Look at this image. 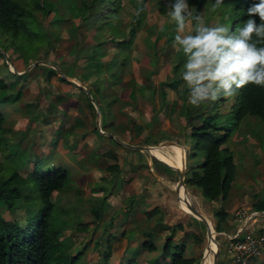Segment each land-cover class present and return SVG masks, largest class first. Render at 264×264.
Wrapping results in <instances>:
<instances>
[{
  "label": "rangeland",
  "instance_id": "rangeland-1",
  "mask_svg": "<svg viewBox=\"0 0 264 264\" xmlns=\"http://www.w3.org/2000/svg\"><path fill=\"white\" fill-rule=\"evenodd\" d=\"M139 1L119 0L115 15L97 20L96 17H100L108 10L107 6L97 9V12L88 11L85 17H82L79 13L80 0H46L49 4L47 15L38 10L34 11L37 21L44 29L32 26V33L28 35L20 28L15 38L0 32V80L7 85L5 90L0 91L5 99L2 102L3 99L0 98V102L3 103L0 104V109L6 116L5 125L12 127L19 115L23 117L25 106H21V111L18 112L19 107L14 103L19 102L21 90L29 86L30 93L37 90L46 91L45 99L57 103L55 106L46 101L50 107L49 114L60 126H67L76 118L86 119V123L91 126L87 135L89 136L87 147H78L77 157L65 158L66 161L74 163L81 161L83 167H79L80 173L72 176V180L70 179L72 185L66 186L54 195L57 205L56 225L63 242L69 244L68 251L73 255L80 254L77 264H103L104 253H108L107 264H151L150 261L159 260L160 248L168 231L172 233L169 235L173 241L183 243L185 246L187 244L189 251L200 258V261L207 245L204 224L190 213H186L188 210L179 202V199L182 201L183 191L179 190L178 196L174 191L177 173L158 163H154L153 166V158L150 156L162 157L173 165L181 154L180 150H183L184 171L189 165L195 166L202 161V155L199 153H196L193 159L187 158L192 141L188 135L189 127L183 124V117L186 116L184 108L188 103V90L182 87L184 81L181 78L185 58L182 52L176 51L172 46L176 25L169 23L166 15L169 0L148 1L140 25L134 26L135 35L129 48L114 46L111 41L123 38L122 33L127 31L131 24L132 15ZM241 1L243 0H224V4L216 12H212V0H207L199 14L209 26L223 24L229 27L232 6ZM190 8L193 10L192 6ZM6 57L11 63L9 66L5 61ZM34 61L54 64L63 74L74 76L83 86L91 88L97 86L103 97L100 99L101 103L106 104L109 112L114 107L109 117L112 126L107 129L117 130L119 134L117 136L125 143L157 147L168 141L181 149L178 152L172 145L165 146L158 150L160 153L158 155L156 151L133 150L116 144L109 138H97L92 131L96 123L95 108L88 105L89 101L84 94L58 82L57 72L47 76L50 67L39 64L27 70L26 80L21 83V77L17 78V75L10 71L13 66L16 71H24ZM93 66H100L102 71L93 74L95 69ZM173 79L177 80V86L175 90H170L166 83ZM15 82L17 88L15 87L14 94L11 95L13 92H9L8 85L11 86ZM163 91L164 98L161 96ZM58 96L60 102H57ZM231 100L225 98L221 103L218 123L223 122ZM7 101L11 103H6ZM40 102L41 105L45 104L43 99H40ZM188 107L192 106L188 104ZM198 110L205 112L203 106ZM100 123L106 127V121L104 123L101 118ZM101 124L99 127L103 131L102 128L105 127ZM10 139L11 143L19 142L16 134ZM26 139L25 135L21 138L23 149L26 146ZM68 140L71 141L70 137ZM33 141L34 144L29 142L33 149L38 146L44 150L47 147L45 142L39 144L38 136L32 137L31 142ZM262 141L264 119L259 120L248 115L242 118L226 141L225 145L233 151L236 161L234 179L227 200L223 203L231 214L230 219L222 224V230L227 233L239 225L235 220L236 212L248 213L255 208V203L264 199ZM63 142V139H60L53 147L55 154L50 161L53 162V166L66 155ZM151 143L157 144L149 145ZM99 146L103 150H97ZM8 147L2 151V155L0 154V160L3 164L16 165L11 157L17 154L16 150ZM93 150H96L95 154L93 153L95 156L91 155ZM107 150L114 152L115 157L105 155L104 152ZM243 151L247 162L240 155L244 153ZM18 154L20 157L23 156ZM168 154L172 160L166 156ZM110 164H117L118 171L115 173L108 171L106 167ZM18 171L24 175V171H20L19 168ZM158 174L164 175L163 178L161 179ZM98 186L101 191L94 192L93 189ZM185 188L186 201L183 199L186 205L195 207L200 214L207 216L214 231L216 221L210 210L222 206L221 202L204 204L199 192L189 186ZM97 195L105 197L101 205L100 220L96 225L79 231L77 229L79 215L82 212L90 213V208L98 204L95 198ZM235 201L238 204L231 205V202ZM153 205H156V211L147 216L146 211L151 210ZM34 212L35 208L23 207L21 201H17L12 211L3 210V216L21 220L25 215L30 216ZM256 218L260 219L262 216ZM178 223L182 226L181 230L162 229V224ZM146 240L154 241L157 247L155 255L143 249L142 243ZM214 240L222 256L226 239L221 232L214 231ZM162 260L160 258L161 262ZM167 262L168 259L162 264Z\"/></svg>",
  "mask_w": 264,
  "mask_h": 264
},
{
  "label": "trees",
  "instance_id": "trees-1",
  "mask_svg": "<svg viewBox=\"0 0 264 264\" xmlns=\"http://www.w3.org/2000/svg\"><path fill=\"white\" fill-rule=\"evenodd\" d=\"M119 0H80L79 13L85 17L88 11L97 12V9L107 6L108 10L101 17L115 15L118 11ZM149 0H140L135 12L132 15V22L123 34V38L113 42L114 46L129 48L135 35L134 26H139L141 19L146 12ZM207 0H189V5L193 7L195 13H199ZM253 0H243L236 2L232 6L230 20V29L242 26L248 19L247 10ZM30 4H32L30 6ZM38 10L47 15L49 4L46 0H0V32L15 38L20 28L23 32L30 35L32 26H40L34 11ZM137 13H139L137 15ZM259 23L258 17L255 18ZM42 27V26H40ZM43 28V27H42ZM44 29V28H43ZM47 39H45L46 41ZM107 42V41H106ZM42 45V44H41ZM94 55V53H93ZM89 55V56H93ZM184 57V55H183ZM93 74L102 71L100 66H93ZM177 65L174 66L176 68ZM55 74L52 68H48V74ZM25 79L26 74L21 76ZM58 80L66 85L83 93L81 89L66 82L61 77ZM163 85V84H162ZM164 86V85H163ZM170 90H175L177 80L173 79L166 83ZM7 86L0 80V91L5 90ZM21 90V88H20ZM20 92V91H19ZM22 92V90H21ZM93 100L97 103L101 112V107L90 93ZM164 98V91L161 93ZM7 98V96H5ZM0 98L5 101L0 94ZM231 104L225 114L222 123H218L217 117L220 115L219 109L225 98L215 102H207L200 107L205 108L201 112L197 107L184 108L183 124L189 127V137L192 141L191 151L187 154L188 159L196 157V153L202 155V161L195 166L189 165L184 173V184L194 188L200 193L204 204L214 201L221 202L222 206L213 207L211 215L216 221L213 229L215 232L222 231V224L226 222L229 215L223 204L226 202L231 183L235 175V166L231 150L225 145L231 131L236 128L242 118L246 115L255 117L259 120L264 119V86L247 85L238 90L237 94L231 98ZM1 101V100H0ZM89 103V102H88ZM91 106V104L89 103ZM195 110L196 112H194ZM188 118V119H187ZM4 116L0 112V154L7 150L9 144L3 134ZM104 127V125H103ZM107 131L106 127L102 128ZM97 137H106L93 128ZM114 143H116L112 138ZM118 144V143H116ZM149 144V145H155ZM264 145V141H262ZM17 154H10L21 162V157ZM113 156V153H109ZM18 164V165H17ZM3 164L0 160V264H77L79 253L73 255L69 250V244L63 242L59 228L56 225L55 214L57 205L54 200L56 192L63 190L67 186L68 175L62 168H55L51 171H42L39 164L33 163L30 169L24 175L19 173L18 166ZM16 166V167H15ZM166 169V166L163 165ZM108 171L117 172L118 167L112 164L106 167ZM170 170V169H168ZM94 192H100L101 188L96 187ZM98 204L90 208V213L82 212L79 215L77 229L84 231L90 226H94L100 220L102 214L101 205L104 202V196H95ZM100 198V200H98ZM17 201H21L23 207H33V215H25L21 220L5 218L3 210L12 211ZM252 211H264V200L258 201ZM181 224L172 225L170 228L174 231L176 228L181 230ZM148 234V233H147ZM149 235V234H148ZM143 247L148 251H155L157 248L151 241H144ZM221 250H219L220 255ZM79 254V255H78ZM108 253L103 254L104 263L107 264ZM160 258L163 259L162 262ZM168 259L167 264H200V258L187 257L184 255V245L173 241L172 236H166L159 252V260H154L151 264H162ZM220 257L217 264H219Z\"/></svg>",
  "mask_w": 264,
  "mask_h": 264
},
{
  "label": "clouds",
  "instance_id": "clouds-1",
  "mask_svg": "<svg viewBox=\"0 0 264 264\" xmlns=\"http://www.w3.org/2000/svg\"><path fill=\"white\" fill-rule=\"evenodd\" d=\"M223 4L212 0L211 11ZM167 6L168 22L176 25L172 46L185 58L181 78L190 106L232 98L249 84L264 86V0H253L248 19L234 30L206 24L189 0H169Z\"/></svg>",
  "mask_w": 264,
  "mask_h": 264
},
{
  "label": "crops",
  "instance_id": "crops-1",
  "mask_svg": "<svg viewBox=\"0 0 264 264\" xmlns=\"http://www.w3.org/2000/svg\"><path fill=\"white\" fill-rule=\"evenodd\" d=\"M26 72L23 73V74H26V76H27V73ZM23 74H21V75H23ZM21 75H19V76H21ZM64 75L67 78H70V79L75 80L74 76H68L65 73H64ZM57 77H59V75H57ZM25 80H26V77H25V79L21 80V83L25 82ZM57 80H58V78H57ZM75 81L78 83L79 80H75ZM58 82H60V81L58 80ZM66 82H68V81H66ZM60 83L63 84V85H65V86H68L65 83H62V82H60ZM68 83H70V82H68ZM70 84H72V83H70ZM72 85H74V84H72ZM11 86L8 85L9 92L15 91V89L17 88L16 82L13 83V84H11ZM74 86L77 87L76 85H74ZM28 87L29 86H26L25 89L21 92V96L19 98V102L14 103L12 101V103L16 104L19 107L18 112H19V110L21 111V106H25V109L23 110V113H24L23 117H21V115H19V117L15 120L14 125H12V127L9 126V125H5L6 124V116L4 115V113L0 109V112L4 116V122H3V125H2V128H3L2 130H3L4 137L7 139V142L9 144V146L13 150L18 151V152H20V154L23 155V156H21V162H19L15 157L12 158L13 163H15V164L21 163V166H18V167H19V170L20 171H24V174H25V172H27L30 169V167L32 166L33 163L39 164V168L42 171H51V170H53L55 168H62V169H64L66 171V173L68 175V179H67V186H68V185H70L72 183L71 182L72 176H74V174H76V173H80L79 167H83V163L81 161H78L77 163L70 162L69 160L66 161L65 158H71V157L76 156V154H77L76 150H77L78 147H80V146L81 147H87V145H88V137H89L87 135H88V132L91 129V126L89 127V124L86 123L87 122L86 119H83V118H82V120L76 118V119H74V121H71L69 125H67V126L62 125V126H60V124L57 123V120H54L51 117L52 115L49 114L50 107L48 106L49 105L48 103H50L52 105L54 104L55 106L57 105V103L56 102H48V100L45 99V92L46 91L45 92H42L43 90L40 89L41 92L39 90H37L35 93H30V90H29ZM68 87H70V86H68ZM84 87L89 91V93H92L93 94L94 98L96 99V101L98 102L99 106L101 107V112H99V126L101 124L100 123V118H101V119H103L104 123L106 121L105 124H106V130H107V131H103V132H109V133H111V134H113L115 136L119 135L118 132H117V130L107 129V128H110V126H112V121H110L109 117L112 115V111H113L114 107L111 108V112H109L108 111V107L106 106V104L101 103L100 99L103 98V97L100 95V91H99V89H98L97 86H94L93 88H91V86H89V87L88 86H84ZM20 88H21V84H20ZM70 88L72 89V87H70ZM77 88H79V87H77ZM95 93H98V94L96 95ZM13 94H14V92L11 93V95H13ZM84 95H85V93H84ZM56 98H57V102H60L59 101V96L56 97ZM91 98H92V96H91ZM40 99H43L45 101V104L44 105H41L40 104L41 103L40 102ZM86 100L89 101V99L87 97H86ZM92 100H93V98H92ZM34 101H36V102H34ZM2 102H4V101H2ZM2 102H0V104H3ZM6 103H11V102H8L7 101ZM88 105H89V103H88ZM91 105H92V103H91ZM96 105H97V103H96ZM97 107H98V105H97ZM30 115H33V117H31ZM95 115H96V111H95ZM84 122H85V125L86 126H84ZM95 122H96V116H95ZM101 125L103 126V124H101ZM78 126H81V127H78ZM93 128H96L97 129L96 123L94 124V127ZM93 128H92V131H93ZM15 134H16V137L18 138V141L19 142L11 143L10 137L11 136H15ZM100 134H102V133H100ZM8 135H11V136L8 137ZM24 135L27 137V139L25 141L26 142V146L23 149V148H21V138ZM94 135L96 136L95 133H94ZM102 135H104L106 137H109V136H107L105 134H102ZM34 136H35V138H37V136H38V138L40 139V141H39V144L40 145H41V142H45L47 144V147L44 150L43 149H40L38 146H37L36 149L35 148L33 149V147H31V145L29 144V142L34 144V141L31 142L32 141V137H34ZM46 136H49V137L47 138ZM69 137L71 139L70 142L68 140ZM106 137H102V138L97 137V138L103 139V138H106ZM110 138H112V137H110ZM60 139H63V141H64L63 142V144L65 146L64 154H66V155H65L64 159H60L59 161H57L55 163L56 166H53V164H52L53 162L50 163V161L53 160L52 158H53V156L55 154L53 147H54V145L58 141H60ZM100 146L97 148V150H99V149L103 150ZM95 151L96 150H93L92 153H91V155L93 153L95 154ZM110 152L111 151L107 150V151L104 152V154L105 155H108L109 157H112V156L109 155ZM111 153H114V152H111ZM182 153H183L182 154V156H183L182 159H183V162H184V152H182ZM231 153H232V157H233V164L235 166V162L236 161H235V157L233 155V151H231ZM94 154H93V156H95ZM6 155H9V154H6ZM240 155L245 160V162H247L246 161V158H245V156H246L245 155V152L242 153V154H240ZM180 156L177 157L176 161L173 163V165L176 166V167H178V168L180 167V164H181V158H180ZM155 157H157V156H155ZM78 158H80V157H78ZM86 158H87V156H86ZM157 158H159V159L165 161L166 163L170 164L169 161H166L162 157H157ZM152 160H153L152 161L153 166H155L154 163H158V164H160L163 167L164 164L160 163L157 160H154V158ZM66 162H68V163H66ZM110 165H112V164H110ZM170 171H173V170L170 169ZM157 173H158V171H157ZM21 174H23V173H21ZM158 175L160 176L161 179L164 176L162 174L161 175L158 174ZM69 180H70V182H69ZM244 185H246V184L244 183ZM179 190L180 189L177 190V196L179 195ZM185 194H186V191L183 189V198L186 201V197H184ZM259 201H261V200H259ZM237 204H238L237 201L231 202V205L236 206ZM183 207L185 209L190 208L189 206L186 205V203L183 204ZM253 209H255V208H253ZM155 211H156V205H153V207L151 208V210L146 211V214H147V216H149V215L151 216V214L154 213ZM226 211H227V213L229 215V218L228 219H230L231 214H230V212L228 210H226ZM258 212H260V215L262 216V218H260V219L255 218L254 223H251L250 222L249 225L251 226V228H253L255 230V232H257V233L263 232L264 233V211H258ZM204 217L206 218V220H207V222L209 224V229L212 228L211 227L210 220L207 218V216H204ZM235 225H236V223H235ZM171 226L172 225H163L162 224V229H165V230L167 229L168 230V228H170ZM234 228H235V226L232 228V230H231L230 233H227L226 231H223V230L221 231V234H222V236H224V239H226V236H230V235L233 234V232L235 230ZM167 234L168 235H166V236H169V234L172 235V233H169V231L167 232ZM125 237H126V234H125ZM125 237H124V240H125ZM209 239L210 238L207 239L206 248L208 247ZM152 240H151V243L155 245L154 241H152ZM213 240H214V236H213V239L211 241V246L210 247H212L211 249L214 250V252H215V246L213 244ZM225 244H226V242H225ZM142 245H143V243H142ZM187 246H188L187 244H186V246L184 245V255L187 256V257L197 258L195 254H192V251H189V249H188ZM143 249L145 250L144 247H143ZM155 251H149V252H151L152 255H155V253H156ZM219 257H220L219 264H227L228 259H227V256H226L225 248L223 250V255L222 256L219 255ZM150 263H151V261H150ZM213 263H214V254H213V252L211 250H208V253L205 254V256H204L203 264H213ZM251 264H264V252L262 253V255L259 258H256V259L252 260V263Z\"/></svg>",
  "mask_w": 264,
  "mask_h": 264
},
{
  "label": "built area",
  "instance_id": "built-area-1",
  "mask_svg": "<svg viewBox=\"0 0 264 264\" xmlns=\"http://www.w3.org/2000/svg\"><path fill=\"white\" fill-rule=\"evenodd\" d=\"M258 211L236 212V226L230 236H226L225 252L227 264H250L264 252V233H257L249 223H254Z\"/></svg>",
  "mask_w": 264,
  "mask_h": 264
},
{
  "label": "water",
  "instance_id": "water-1",
  "mask_svg": "<svg viewBox=\"0 0 264 264\" xmlns=\"http://www.w3.org/2000/svg\"><path fill=\"white\" fill-rule=\"evenodd\" d=\"M5 61H6L8 66L11 65V63L9 62V59L7 57L5 58ZM39 64H45V65L49 66L50 68L54 69L58 73L59 77H61L62 79H65L66 81L76 85L77 87H79L85 93L86 97L89 99V101L92 103V105L95 108V111H96V127H97V130H98L99 133H102V134H105V135H107L109 137H112L118 144H120V145H122V146H124L126 148H130V149H134V150H140V151H146V152L150 151V148L153 147V146L131 145V144L123 142L117 136H115V135H113V134H111L109 132L101 131L100 128H99V112L100 111H99V108L97 107L96 103L92 100L89 91L84 86H82L79 83H77L75 80L67 78L60 71V69L57 66H55L54 64L46 62V61H34L31 64H29L24 69V71H21V72L16 71L15 67L13 65H12L13 67H12V69L10 71L13 72L15 75H21V74L25 73L27 70H29L30 68H32V67H34L36 65H39ZM165 143H169V142L166 141ZM150 156L152 158H154L155 160L159 161L160 163L164 164L169 169H171V170H173V171H175L177 173V183H176V188H175V192L176 193H177V190L180 189V188H183L184 190L186 189L185 185H184V173H185L184 169H185V166H183V168H178V167H176L174 165H170V164L166 163L165 161H163L161 159H158L155 156H152V155H150ZM186 213H190L192 216H194L195 218H197L198 220H200L204 224L205 229H206V237H207V239L212 237L211 231L209 229V224H208L206 218L202 214H200L195 207L190 206L189 211H187ZM213 244L215 246L214 264H217L218 258H219V246H218V244H217V242L215 240H213ZM206 250H207V248H205L203 253H202L200 264H202V259H203V256L206 254Z\"/></svg>",
  "mask_w": 264,
  "mask_h": 264
},
{
  "label": "bare ground",
  "instance_id": "bare-ground-1",
  "mask_svg": "<svg viewBox=\"0 0 264 264\" xmlns=\"http://www.w3.org/2000/svg\"><path fill=\"white\" fill-rule=\"evenodd\" d=\"M170 145H172V146H174V147H176L178 150H180V148L179 147H177L174 143H164V144H160V145H158L157 147H151L150 148V151H148V152H155L156 151V153H158V155H160V153H159V149H161V148H163V147H165V146H170ZM182 151L183 150H181L180 151V153L182 154ZM179 152V151H178ZM180 154V155H181ZM161 156H163V155H161ZM167 157H170V154H168V155H166ZM170 160H172V158L170 157ZM183 166H184V162H183V159H182V155H181V164H180V167L179 168H183ZM180 190L181 191H183V188H180ZM179 202L183 205V202L185 203V201H184V199L182 198V201L179 199ZM189 209L190 208H188L187 210L189 211ZM210 231H211V235H212V237L209 239V242H208V247H207V250H206V254L208 253V250H211L212 252H213V254L215 255V252H214V250H212L211 249V241H212V239H213V236H214V231L212 230V228H210ZM205 256V255H204ZM204 256H203V259H202V264H203V260H204ZM214 264V263H213Z\"/></svg>",
  "mask_w": 264,
  "mask_h": 264
}]
</instances>
